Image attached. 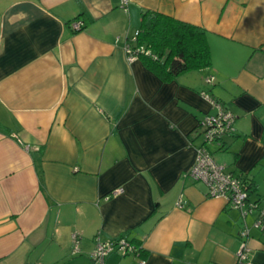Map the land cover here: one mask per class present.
<instances>
[{
  "label": "crops",
  "instance_id": "obj_1",
  "mask_svg": "<svg viewBox=\"0 0 264 264\" xmlns=\"http://www.w3.org/2000/svg\"><path fill=\"white\" fill-rule=\"evenodd\" d=\"M145 9L203 28L210 65L164 81L127 60ZM209 96L235 115L213 159L264 198V0H0V264H235L239 211L183 177ZM123 233L142 251L92 261Z\"/></svg>",
  "mask_w": 264,
  "mask_h": 264
},
{
  "label": "built area",
  "instance_id": "obj_2",
  "mask_svg": "<svg viewBox=\"0 0 264 264\" xmlns=\"http://www.w3.org/2000/svg\"><path fill=\"white\" fill-rule=\"evenodd\" d=\"M125 3L126 0H123V4ZM70 25L74 30H78L83 26V22L76 19ZM137 35L138 29L134 30L131 39L134 40ZM144 49L142 45L132 47L130 42L125 41L124 52L129 61L138 58L137 53L144 51ZM206 81L207 83H212L213 77L206 78ZM212 102L217 109L216 113L205 115L199 123L201 128L204 129L201 133V142L207 145L217 140L218 137L232 131L235 121V115L231 111L223 109L220 104H216L214 101ZM196 149L197 157L187 170V173L184 174V178L202 182L207 188L208 196L224 197L233 208L239 211L244 224L239 232L240 245L236 251L235 264H254L249 257L251 251L248 243L250 228L246 224V217L254 213L255 218L252 226L259 230H264V198L251 199L244 179L233 176L224 169L222 164L216 163L206 147L197 145ZM119 191H121V187L114 189L113 193ZM73 236L76 242V234H73ZM116 249L122 254L136 253V247L124 240H120L118 245L110 240L105 242L97 240L96 246L91 252V257L95 261H102L108 253ZM139 264H145V260L142 259Z\"/></svg>",
  "mask_w": 264,
  "mask_h": 264
},
{
  "label": "trees",
  "instance_id": "obj_3",
  "mask_svg": "<svg viewBox=\"0 0 264 264\" xmlns=\"http://www.w3.org/2000/svg\"><path fill=\"white\" fill-rule=\"evenodd\" d=\"M81 16H84V14L77 15L73 20L79 19ZM73 20L69 21L68 24L70 25ZM125 41L130 42L132 47L144 46V51H139L137 57L141 59L147 68L164 81L170 80L185 71L207 67L211 63V51L207 41L206 31L203 28L158 11L150 9L143 10L140 16L138 35L134 40L131 39V35H128ZM210 99L227 110L222 102L211 97ZM198 127L201 135L204 129L201 126ZM234 129L233 125L232 131L218 137L211 144H215L218 149L226 148L224 146L226 137L233 136ZM208 145L201 142L198 146L206 147L212 156ZM223 166L233 176L240 175L229 170L227 165L224 164ZM244 181L247 185L248 192L251 193V190L254 189L253 182L251 183V180ZM120 240L134 245L136 247V253L142 251L141 245L137 241L131 240L127 233L110 239V241H113L117 245ZM115 251L122 254L117 249L111 252ZM91 259L93 262H96L92 257Z\"/></svg>",
  "mask_w": 264,
  "mask_h": 264
},
{
  "label": "rangeland",
  "instance_id": "obj_4",
  "mask_svg": "<svg viewBox=\"0 0 264 264\" xmlns=\"http://www.w3.org/2000/svg\"><path fill=\"white\" fill-rule=\"evenodd\" d=\"M216 111H217V109L215 108L211 114H215ZM198 140L201 142V141H202V136H200V138H199ZM183 177H184V176H183Z\"/></svg>",
  "mask_w": 264,
  "mask_h": 264
}]
</instances>
